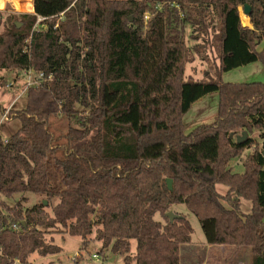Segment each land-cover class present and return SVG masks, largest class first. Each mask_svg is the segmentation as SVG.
<instances>
[{"label":"trees","instance_id":"obj_1","mask_svg":"<svg viewBox=\"0 0 264 264\" xmlns=\"http://www.w3.org/2000/svg\"><path fill=\"white\" fill-rule=\"evenodd\" d=\"M244 3L251 27L240 20ZM32 8L0 12V70L43 74L24 106L8 110L19 127L0 136V222L17 224L0 231V264L59 252L46 236L57 226L82 248L94 232L125 264H180L192 227L177 212L169 221L174 204L198 219L207 244L248 247L250 264H264V141L249 137L264 130V82L219 76L264 66V0H32ZM187 26L189 39L212 33L216 77L185 79ZM212 93L213 119L185 132L183 115ZM55 117L68 121L64 133L52 130ZM249 147L243 171H233L230 161ZM27 192L42 198L25 207ZM15 194L13 204L3 199Z\"/></svg>","mask_w":264,"mask_h":264},{"label":"rangeland","instance_id":"obj_2","mask_svg":"<svg viewBox=\"0 0 264 264\" xmlns=\"http://www.w3.org/2000/svg\"><path fill=\"white\" fill-rule=\"evenodd\" d=\"M22 1L23 10L16 9L8 0L3 3L0 2V12L3 15V18L9 13L32 12L33 10L30 11L29 8L30 1ZM238 11L242 25L245 27H251L249 18L242 10V5L238 7ZM146 20L147 19L144 18V23H146ZM0 31H2L1 25ZM189 33L190 28L187 26L185 39L186 44L190 49V55L189 61L185 65V79L203 80L207 79V76L214 77L217 71L218 60L216 57V50L211 44L212 33H208V36H205L207 37L206 39H204L203 36H199L196 40L189 39ZM194 46H197L198 52L193 50ZM261 47L262 43L257 45V49H261ZM26 72L27 71L25 70L20 72L0 70V103L6 108L15 109L24 106V92L26 88L30 86L27 84L26 80L30 78L32 79L35 76V74H28ZM219 76L221 82H264V66L260 61L251 62L231 70L221 72ZM11 81L14 82L13 85H9ZM217 103V93L205 95L194 102L190 109L183 115L182 122L184 131L189 132L196 125L211 121L216 113ZM50 123L52 130H54L56 134L64 133L69 124L63 117H55ZM71 125H73V123H71ZM18 127V119L11 118L9 120H1L0 118V136L3 139L12 134ZM262 132L264 133V130L253 128L249 133V137L259 146H261L264 141V137L261 136ZM242 134L243 133L239 130L233 132L232 137L236 139L241 137ZM250 151V147L246 148L239 157L230 161V166L233 171H243L242 162L244 157ZM216 190L217 192L224 194L227 187L222 184H217ZM25 196L28 198V200L23 203L25 207L31 206L37 200L42 198V196L32 192L25 193ZM19 197L20 194H15L12 198L3 199L8 204H13ZM249 207L250 203L243 200L241 203V211L246 213L249 211ZM169 211L180 213L188 219L192 227L191 243L193 245L201 246L205 243L198 219L186 209L184 204H174L171 206ZM154 219L162 221V217L158 212L155 213ZM50 235L53 243L60 247L59 252L45 256L32 253L28 257L30 264H74L76 261H78L77 264H125L123 255L112 252L109 247L102 248V242L94 238V232L87 237L88 240L85 248H82V238L80 236L63 233L61 232V228L58 226L55 228V231L51 234H47L46 236L49 237ZM135 244V240L131 239L127 255L133 256L135 254ZM185 247H187L186 244L180 246L179 254H182ZM228 249L229 246H223V248L219 251L218 256H213L212 258L210 257L207 264H250V250L248 247H241L238 249L237 254L232 253L230 255L227 253ZM94 254L97 255V258L92 257ZM182 260L185 261L183 256ZM129 264H134V262L131 261Z\"/></svg>","mask_w":264,"mask_h":264},{"label":"crops","instance_id":"obj_3","mask_svg":"<svg viewBox=\"0 0 264 264\" xmlns=\"http://www.w3.org/2000/svg\"><path fill=\"white\" fill-rule=\"evenodd\" d=\"M6 0H0V2H5ZM12 6H14L18 10H23V1L22 0H8ZM28 0H25V2ZM30 1V11L33 10L32 8V0ZM187 247H185L182 251V254H179L180 258V264H207L209 258L213 256H218L219 251L223 246H229V245H211L207 244L206 242L202 244L201 246L193 245L191 241L186 244ZM239 249V248H238ZM238 249L233 248L232 246H229L228 249V255L234 253H238ZM247 254V253H245ZM182 256L184 257L185 261L182 260ZM54 257V256H52ZM251 257V256H250Z\"/></svg>","mask_w":264,"mask_h":264},{"label":"built area","instance_id":"obj_4","mask_svg":"<svg viewBox=\"0 0 264 264\" xmlns=\"http://www.w3.org/2000/svg\"><path fill=\"white\" fill-rule=\"evenodd\" d=\"M144 18L147 19L148 15L145 14ZM26 71H27L26 73H28V74L29 73L30 74H35V76L32 79L30 78V79L26 80L27 84L30 85V86L37 84L38 81L41 78H43V74L42 73H34L32 70H26ZM13 84H14V82L11 81L9 85H13ZM8 110H9V108H6L5 111H3V113H1V115H0L1 120H9V119H11V117L8 114ZM6 228H8V229H16L17 228V224L16 223L3 224V223L0 222V231L3 230V229H6ZM92 257L97 258V255L94 254ZM13 264H20L19 260L17 258L14 259L13 260Z\"/></svg>","mask_w":264,"mask_h":264},{"label":"water","instance_id":"obj_5","mask_svg":"<svg viewBox=\"0 0 264 264\" xmlns=\"http://www.w3.org/2000/svg\"><path fill=\"white\" fill-rule=\"evenodd\" d=\"M250 9H251V7L248 3H244L242 5V10H243L244 14H246V15L249 14ZM245 137H246V133L243 132L242 136L237 138V140L240 141V140L244 139ZM261 154L264 158V149L261 151ZM171 182H172V180L170 178H166V184H167L168 188H171ZM43 203H45V200H43ZM165 215L168 217L169 221H172L175 217H178V215H176L172 211H167L165 213Z\"/></svg>","mask_w":264,"mask_h":264}]
</instances>
